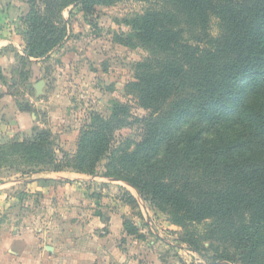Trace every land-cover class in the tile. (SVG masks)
<instances>
[{
	"label": "trees",
	"instance_id": "16d2710c",
	"mask_svg": "<svg viewBox=\"0 0 264 264\" xmlns=\"http://www.w3.org/2000/svg\"><path fill=\"white\" fill-rule=\"evenodd\" d=\"M117 1L27 0L18 78H28L26 66L45 61L67 39V8L79 6L88 17ZM128 25L137 42L155 53L135 65L127 86L147 111L138 120V140L117 145L127 113L115 106L109 120L89 116L73 157L56 159L50 133L34 127L29 136L0 144V170L70 169L123 181L166 211L175 226L212 220L216 228H229L238 259L223 260L264 264V0H166ZM17 105L31 111L24 100ZM191 121L196 131L181 128ZM229 125L237 126L232 137L202 136ZM123 196L138 207L128 192ZM123 226L137 235L126 220Z\"/></svg>",
	"mask_w": 264,
	"mask_h": 264
},
{
	"label": "rangeland",
	"instance_id": "374dc122",
	"mask_svg": "<svg viewBox=\"0 0 264 264\" xmlns=\"http://www.w3.org/2000/svg\"><path fill=\"white\" fill-rule=\"evenodd\" d=\"M165 1L118 0L112 6L97 7L93 15L88 17H84L79 6H71L63 12L64 18L69 21L68 37L52 50L48 59L38 63L42 73L35 80V83L42 80L46 85V99L38 102L41 106L51 107L41 112L45 116L42 118L51 125L47 131L50 133L51 149L56 159L61 160L65 155L73 157L80 130L89 121L92 113H98L105 120H109L115 106L123 105L127 113L122 117L124 125L116 131L117 145L138 140V120L145 117L147 111L138 105L137 99L129 93L127 86L134 81L135 65L153 58L155 53L152 48L137 42L128 22L144 11L158 10ZM1 12L7 20L5 25H14L16 35L24 43L22 34L25 30L24 18L28 13L27 0H0ZM215 23H212L214 36L217 32ZM25 70L29 72L28 78H18L24 88L15 89L13 93L21 98L27 95L33 101L41 99L43 88L42 94L36 97L35 90L30 85L35 84L34 81L28 83L30 66L27 65ZM11 77L14 78V75ZM192 122L182 125L181 128L196 131L198 124ZM236 130L237 126L229 125L204 132L202 136L206 140L215 139L218 133L232 137ZM13 168L29 170L26 166ZM135 196L138 207H130L132 213L126 221L138 230L136 237H143L139 233L143 230L149 240L152 239L156 245L163 247L164 262L240 264L223 260L238 259L229 228L225 229L222 225L216 228L212 220L185 227L175 226L171 224L166 211L144 201L138 193ZM185 240H191V243ZM194 247L197 248V253L193 251ZM184 250H190L194 256Z\"/></svg>",
	"mask_w": 264,
	"mask_h": 264
},
{
	"label": "crops",
	"instance_id": "0c3cea01",
	"mask_svg": "<svg viewBox=\"0 0 264 264\" xmlns=\"http://www.w3.org/2000/svg\"><path fill=\"white\" fill-rule=\"evenodd\" d=\"M5 23L1 12L0 144L29 136L34 127L51 126L41 112L51 107L38 102L46 99V85L43 97L35 101L13 93L22 89L16 56L23 55L24 43L14 25ZM30 73L28 83H35L42 73L40 64L32 63ZM17 100H24L31 111L20 110ZM124 192L137 201V191L130 185L100 175L70 169H1L0 264H178L164 262L163 247L143 230L141 239L126 233L123 223L132 210L123 201ZM184 252L194 256L190 250Z\"/></svg>",
	"mask_w": 264,
	"mask_h": 264
},
{
	"label": "water",
	"instance_id": "95a60500",
	"mask_svg": "<svg viewBox=\"0 0 264 264\" xmlns=\"http://www.w3.org/2000/svg\"><path fill=\"white\" fill-rule=\"evenodd\" d=\"M44 86V82L41 80L39 82H37L35 85H34V90H35V95L36 97L40 96L42 94V88ZM216 264H222L221 262H218Z\"/></svg>",
	"mask_w": 264,
	"mask_h": 264
}]
</instances>
